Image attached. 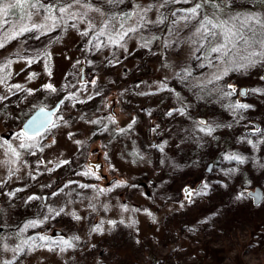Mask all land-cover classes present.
Here are the masks:
<instances>
[{
  "label": "rangeland",
  "instance_id": "obj_1",
  "mask_svg": "<svg viewBox=\"0 0 264 264\" xmlns=\"http://www.w3.org/2000/svg\"><path fill=\"white\" fill-rule=\"evenodd\" d=\"M260 1L225 0L216 11L219 0H213L201 12L213 23L237 13L264 17ZM41 2L67 11L54 13L55 23L45 10L23 21L17 20L22 10L0 18V75L7 76L0 84V236L6 238V225L12 236L3 261L264 264V201L255 207L247 195L257 186L264 190V63L233 70L208 52L195 21L181 18L202 0ZM23 26L30 30L6 39ZM228 85L237 93L224 95L232 91ZM242 87L247 97L239 95ZM60 101L47 131L23 135L35 110ZM235 103L250 107L234 112ZM199 117L211 132L202 130ZM189 150L194 155L183 169ZM236 154L243 163L227 159ZM96 160L101 172L88 166ZM210 162L218 165L212 175L205 174ZM218 179L225 187L210 188ZM199 183L207 189L195 191ZM240 192L245 197L236 199ZM207 209L215 212L194 222ZM245 228L253 235L229 260L226 240L237 230L243 239ZM13 238L21 248L10 256Z\"/></svg>",
  "mask_w": 264,
  "mask_h": 264
},
{
  "label": "snow or ice",
  "instance_id": "obj_2",
  "mask_svg": "<svg viewBox=\"0 0 264 264\" xmlns=\"http://www.w3.org/2000/svg\"><path fill=\"white\" fill-rule=\"evenodd\" d=\"M74 3L80 4L81 0H73ZM111 2V0H109ZM187 2V0H185ZM213 0H202V2H196L190 9H185V15L181 18L185 22L195 21L193 27L195 28V34L199 35V37L208 44V52L216 54V59H219L222 63L229 65L233 70H246L247 68L254 67L259 63H264V17L258 16L254 13H237L233 16H230L226 20H217L216 23H213V20L206 19L205 15L202 14V3H212ZM71 5H68L70 7ZM163 6V5H161ZM225 5V0H219L218 4H215L214 7L216 11ZM17 10H22L24 15H18L17 20L23 21L25 17L31 18L32 15H38L41 10H45L48 13L46 19H53L55 23L54 13H65L67 11V7L64 8H56L53 5H45L41 2V0H0V18L7 19L12 14H15ZM215 14V13H214ZM175 15V13H173ZM3 25L0 24V28ZM33 29L38 27L33 24ZM30 29L27 26L19 27L18 31H13L11 36H6V39L14 38L16 35L22 34ZM132 29L130 31H134ZM87 35V33H84ZM104 33L101 32L100 35ZM128 33L124 32L121 34V39L123 36H127ZM109 39H112L109 37ZM113 43H117L116 40H113ZM4 47V42L0 40V48ZM204 45L201 44L200 48H203ZM237 50L240 52L246 53V55H237ZM207 55V54H206ZM9 61V65H10ZM9 65H4V67H8ZM3 69L0 68V72ZM228 71V68H225V72ZM188 75H191L190 71ZM215 79H220V77H215ZM7 76L0 75V84L6 83ZM15 88H20V85H13ZM49 89H52L51 85H47ZM229 88L232 89L231 92L224 93L226 96H230L236 93V89L232 85H228ZM258 91V90H253ZM247 93L243 90L240 91V95H246ZM5 99V97L0 96V100ZM233 111H238L242 109H248L250 105L243 103H235L234 105H230ZM46 122H50L47 120L46 115L41 109V115L32 121V127L39 132V129L45 125ZM203 130V129H202ZM213 129L208 127V131L211 132ZM256 132H260V129H256ZM27 135V134H25ZM248 143H251V140L245 137ZM20 147L23 148L25 145L23 143L20 144ZM14 155H18L15 152V149H10ZM229 160L236 161L238 163L244 162V157L241 155H231L227 157ZM234 171V170H233ZM208 185L204 184L203 189H207ZM187 191V190H186ZM246 195L245 192H240L237 194L236 199H242ZM187 196L191 197L192 192L188 191ZM40 240H46V237L41 236ZM78 239V238H73ZM60 244L71 248L72 243L68 240H62L59 242ZM63 250V249H62Z\"/></svg>",
  "mask_w": 264,
  "mask_h": 264
},
{
  "label": "water",
  "instance_id": "obj_3",
  "mask_svg": "<svg viewBox=\"0 0 264 264\" xmlns=\"http://www.w3.org/2000/svg\"><path fill=\"white\" fill-rule=\"evenodd\" d=\"M82 72H84V68L82 69ZM83 74V73H82ZM243 90L245 91L247 94H248V88L247 87H242L240 89V91ZM246 95H241V96H247ZM61 104H62V101L58 102L54 107L52 108H46V107H40L38 108L37 110H35L26 120L25 122L23 123L22 125V132L23 134H27L26 136L27 137H35V136H38V135H41L43 134L45 131H47L54 123L55 121V115L58 113L60 107H61ZM41 109H43V112L44 114L46 115L47 117V120L50 121V122H46L44 126H42L40 129H39V132L36 131V129L34 127H32V121L34 119H36L38 116L41 115ZM112 113L113 115H116L115 112H114V106L112 107ZM198 121L203 125V126H206L208 124V120L207 118L205 117H199L198 118ZM258 125V123H256ZM89 167H92L94 172H101L102 169H103V162L100 161V160H96V161H92V162H89L88 164ZM215 163L214 162H210L207 164L206 166V169H205V174H208V175H212L213 172H214V169H215ZM106 177V176H105ZM115 181H117V178L114 177L113 179H111L107 185H111L112 183H114ZM202 186V183H199L195 189L196 190H199L200 187ZM187 190V191H186ZM190 191L192 192V188L191 187H186L184 189V195H185V198L187 200L191 199V197H188L187 196V192ZM248 197L252 200L253 202V205L255 207H259L262 205L263 201H264V190L262 187L260 186H257L255 187L254 189H250L249 192H248ZM42 199H43V202L46 203V200H47V195L46 194H43L42 195Z\"/></svg>",
  "mask_w": 264,
  "mask_h": 264
},
{
  "label": "trees",
  "instance_id": "obj_4",
  "mask_svg": "<svg viewBox=\"0 0 264 264\" xmlns=\"http://www.w3.org/2000/svg\"><path fill=\"white\" fill-rule=\"evenodd\" d=\"M262 1V3H260L258 6V8H263L264 9V0H261ZM260 1V2H261ZM258 4V3H257ZM262 6V7H261ZM257 7V6H256ZM167 88V87H166ZM28 114L29 113H31V112H27ZM24 119V118H23ZM201 128L202 129H206V128H208L207 126L206 127H203V126H201ZM200 136V134L198 133V137ZM204 136V135H203ZM201 137H202V135H201ZM200 137V138H201ZM185 151V149H181V151ZM180 151V152H181ZM193 155H194V151L192 152L191 150H189L188 152H185L184 153V156H182V163H180V165H181V167L183 168V169H186V166L188 167V164L191 162V160H192V157H193ZM263 165H264V161H263ZM217 167H218V165H217ZM225 187L224 186V182L222 181V180H220V179H218V180H216L213 184H210V188L212 187L213 189H215V188H218V187ZM213 189H209V194H211L212 193V191H213ZM211 202H212V200H211ZM213 205H215V203H213L212 204V206ZM217 208H219V206L218 205H215L214 207H212V209H217ZM214 210H203L204 212L203 213H201V214H198V215H195L194 217H193V219H194V222H196L197 224H201V222L202 221H207V217L209 216V215H212L215 211ZM201 215H202V217H203V220L201 219L202 217H201ZM41 216V215H40ZM194 222H192V223H190V225L192 226L193 225V223ZM245 229H248V230H246V232L244 233V235H243V239H238V238H240L239 237V233H240V231H236L235 233H236V235H237V238H236V235H234V236H232V237H230V238H228L227 240H226V242H228L229 243V249H228V251H227V248L228 247H221L222 248V250L225 252V254H226V251H227V256H228V258H229V260H231L232 259V257L231 256H233V255H235L236 254V257L238 256L239 257V253L241 254L242 252H243V248H244V250L246 249L245 248V244H246V242H245V240H250L251 239V237H252V235H253V232H254V229L251 231L250 229L251 228H245ZM245 229H242V230H245ZM4 230H5V237L7 238H4V236H0V263L1 262H3L4 264H7V262L6 261H3L4 260V258L5 259H7V258H9V255L8 256H6L7 254H5V252H4V250H5V247L4 246H6V243H10L11 242V238H12V236H11V233L9 232L11 229H10V225L8 226V225H6V227L4 228ZM249 230L251 231V233H249ZM16 238H13V241L15 240ZM244 241V242H243ZM14 244H13V246H12V248H13V250H12V252H11V254H10V256H12L13 254L14 255H16V251H17V253L19 252V249L21 248L20 247V245L17 243L16 244V240H15V242H13ZM244 243V244H243ZM3 248H4V250H3ZM248 248H251V250L250 251H255L256 250V247L255 246H253V247H248ZM42 250H45V248H43ZM230 254V255H229ZM250 255H248L247 257H249ZM247 260H249L248 258H247ZM250 261V260H249ZM2 264V263H1Z\"/></svg>",
  "mask_w": 264,
  "mask_h": 264
},
{
  "label": "flooded vegetation",
  "instance_id": "obj_5",
  "mask_svg": "<svg viewBox=\"0 0 264 264\" xmlns=\"http://www.w3.org/2000/svg\"><path fill=\"white\" fill-rule=\"evenodd\" d=\"M235 89L237 90V88H235ZM238 91H239L238 93H239V95H240V90H238ZM236 93H237V91H236ZM247 95H248V94H247ZM242 97H243V96H242ZM246 97H247V96H246ZM254 125H255L256 129H257V128L260 129V124L257 125L256 123H254ZM21 129H22V128H21ZM21 131H22V130H21ZM22 133H23V132H22ZM23 135H24V134H23ZM24 136L27 137L26 135H24ZM38 136H39V135H38ZM35 137H36V136H35ZM28 138H33V137H28ZM214 163H215V162H214ZM215 165H216V163H215ZM216 168H217V165L215 166V169H216ZM115 182H116V181H115ZM115 182H114V183H115ZM114 183H112V184H114ZM112 184H111V185H112ZM111 185H109V186H111ZM202 187H203V185L200 187L199 190H196V189H195V191L199 192V191L202 189ZM247 195H248V194H247ZM248 198H249V197H248ZM186 200H187V199H186ZM190 200H191V199H189V200H187V201H190Z\"/></svg>",
  "mask_w": 264,
  "mask_h": 264
}]
</instances>
